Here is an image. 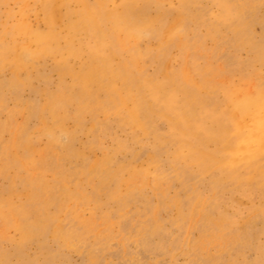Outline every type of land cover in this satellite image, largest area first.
<instances>
[{"label": "bare ground", "instance_id": "bare-ground-1", "mask_svg": "<svg viewBox=\"0 0 264 264\" xmlns=\"http://www.w3.org/2000/svg\"><path fill=\"white\" fill-rule=\"evenodd\" d=\"M0 264H264V0H0Z\"/></svg>", "mask_w": 264, "mask_h": 264}]
</instances>
